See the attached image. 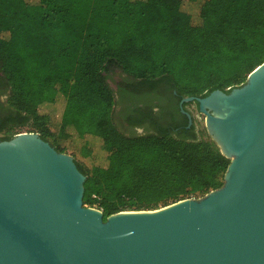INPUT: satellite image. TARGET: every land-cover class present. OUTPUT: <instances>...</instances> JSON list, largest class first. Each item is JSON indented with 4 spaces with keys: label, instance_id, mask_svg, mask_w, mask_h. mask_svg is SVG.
<instances>
[{
    "label": "trees",
    "instance_id": "trees-1",
    "mask_svg": "<svg viewBox=\"0 0 264 264\" xmlns=\"http://www.w3.org/2000/svg\"><path fill=\"white\" fill-rule=\"evenodd\" d=\"M263 62L264 0H0V142L28 127L69 152L82 204L103 220L201 198L229 160L178 103L238 87ZM112 68L130 92L166 98L163 127L133 114L152 132L126 136L114 123Z\"/></svg>",
    "mask_w": 264,
    "mask_h": 264
},
{
    "label": "water",
    "instance_id": "water-1",
    "mask_svg": "<svg viewBox=\"0 0 264 264\" xmlns=\"http://www.w3.org/2000/svg\"><path fill=\"white\" fill-rule=\"evenodd\" d=\"M104 77L112 91L126 79L117 68ZM191 102L229 160L223 184L152 211L103 220L82 204L71 155L37 133L1 141L0 264H264V62L238 87L182 98L186 128Z\"/></svg>",
    "mask_w": 264,
    "mask_h": 264
},
{
    "label": "flooded vegetation",
    "instance_id": "flooded-vegetation-1",
    "mask_svg": "<svg viewBox=\"0 0 264 264\" xmlns=\"http://www.w3.org/2000/svg\"><path fill=\"white\" fill-rule=\"evenodd\" d=\"M131 79L126 76V79L121 81L122 88L116 87L114 93V106H113V121L121 129L125 130L129 134H142L152 132V126L149 122H146L140 126H130L127 124V118L129 116L141 115L148 117L152 123L158 127H163L165 120L162 118L164 113H167L168 101L166 98H161L160 95H156L147 91L142 94L133 93L126 88L128 83H131ZM126 84V85H125ZM5 86L3 82H0V105L3 106L2 96L5 95ZM174 94V93H173ZM138 95V96H136ZM180 102V101H179ZM179 107V103H178ZM186 105L182 108L184 110ZM180 111V107H179ZM181 113V112H180ZM167 117V116H166Z\"/></svg>",
    "mask_w": 264,
    "mask_h": 264
},
{
    "label": "rangeland",
    "instance_id": "rangeland-1",
    "mask_svg": "<svg viewBox=\"0 0 264 264\" xmlns=\"http://www.w3.org/2000/svg\"><path fill=\"white\" fill-rule=\"evenodd\" d=\"M193 9H196V6ZM185 109L187 111H189V113L192 115V118H193V121H194L196 129L199 130V131L203 130L204 129V117H203V115L198 113L195 103H192V102L191 103H187ZM15 132L28 133L29 132V128L28 127H24V128H21V129L7 128V130L5 132H2L1 135H4V134L13 135ZM19 133H17V134H19ZM66 154L70 155L69 152H66ZM91 208L98 210L95 205L93 207H91Z\"/></svg>",
    "mask_w": 264,
    "mask_h": 264
},
{
    "label": "built area",
    "instance_id": "built-area-1",
    "mask_svg": "<svg viewBox=\"0 0 264 264\" xmlns=\"http://www.w3.org/2000/svg\"><path fill=\"white\" fill-rule=\"evenodd\" d=\"M192 199V198H191ZM194 199V198H193Z\"/></svg>",
    "mask_w": 264,
    "mask_h": 264
}]
</instances>
